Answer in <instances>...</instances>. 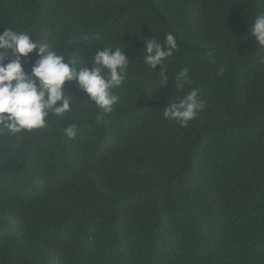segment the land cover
Instances as JSON below:
<instances>
[{"label":"trees","instance_id":"1","mask_svg":"<svg viewBox=\"0 0 264 264\" xmlns=\"http://www.w3.org/2000/svg\"><path fill=\"white\" fill-rule=\"evenodd\" d=\"M260 14L264 0H0V34L69 51L70 66L92 69L103 46L125 45L130 59L99 121L71 81L63 118L19 137L0 130V264H264ZM168 33L178 47L160 86L142 49ZM37 58H22L26 72ZM184 68L191 82L177 90ZM193 88L204 107L188 127L165 119Z\"/></svg>","mask_w":264,"mask_h":264},{"label":"clouds","instance_id":"2","mask_svg":"<svg viewBox=\"0 0 264 264\" xmlns=\"http://www.w3.org/2000/svg\"><path fill=\"white\" fill-rule=\"evenodd\" d=\"M250 31L255 44L264 48V14L255 17ZM94 40L97 41L98 37ZM177 47L171 33L165 36L163 44L155 38L145 41L142 60L152 70L162 69L159 73L160 86L169 79L163 68ZM123 48L103 46V50L93 58L92 69L84 66L83 59L76 60L73 67L66 62L69 51L65 57L48 43L33 39L25 31L6 28L0 34V130L19 137L24 132L47 127L52 117L63 118L72 111L74 103V98L65 88V84L71 81H76L88 100L100 110L98 121L111 114L119 101L113 90L124 82L130 63ZM33 53L38 58L31 71L26 72L22 58L27 60ZM220 74H223V68ZM174 80L176 89H183L191 82L188 69L178 72ZM170 101L163 111L164 118L176 121L181 127H188L204 107L198 88L190 90L182 99ZM64 132L69 138L75 137L76 125H69Z\"/></svg>","mask_w":264,"mask_h":264}]
</instances>
